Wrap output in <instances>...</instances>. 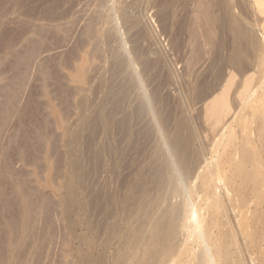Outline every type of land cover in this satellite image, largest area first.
Instances as JSON below:
<instances>
[{
	"label": "bare ground",
	"instance_id": "obj_1",
	"mask_svg": "<svg viewBox=\"0 0 264 264\" xmlns=\"http://www.w3.org/2000/svg\"><path fill=\"white\" fill-rule=\"evenodd\" d=\"M97 1L0 0V12L55 24ZM99 1L108 68L94 69L60 158L76 264H264V0Z\"/></svg>",
	"mask_w": 264,
	"mask_h": 264
},
{
	"label": "rangeland",
	"instance_id": "obj_2",
	"mask_svg": "<svg viewBox=\"0 0 264 264\" xmlns=\"http://www.w3.org/2000/svg\"><path fill=\"white\" fill-rule=\"evenodd\" d=\"M98 4L102 5L98 0L96 7L93 4L55 24L50 19L44 20L46 17L42 18L44 14L40 11L33 17L0 12V264H16L15 258L20 257V253L22 256L17 258L20 259L17 264H34L36 260L33 259L38 254L37 261L40 259L41 264H55V259L56 264H65L64 255L68 256L66 264H76L80 256L72 252L75 240L72 244L66 240L63 243L60 194L68 177L65 161L60 158L67 137L64 128L77 122L81 101L86 96L91 97L94 91V69L99 68L105 73L108 68L104 59L105 46L93 38L99 27L98 14L105 8L101 9ZM119 8V4L115 5L116 10ZM142 10L144 14L148 10L145 17H149V22L156 21L151 3ZM14 18L18 19L17 23ZM25 21L29 22L28 27L24 26L22 30ZM18 22H23L20 23L22 26H17ZM156 23H153V27L156 26L153 35L157 40L158 36L163 40H160L164 43L161 46L168 50L164 53L172 55V48L167 47L170 37L161 35ZM25 28H28L27 34L26 30L23 34ZM20 30L22 37L17 35ZM82 62L87 64V73L74 76L75 68ZM180 62L176 65L177 72H182L184 61ZM198 107L201 109L200 105L193 109L195 115L200 110ZM66 244L67 253L63 251Z\"/></svg>",
	"mask_w": 264,
	"mask_h": 264
}]
</instances>
